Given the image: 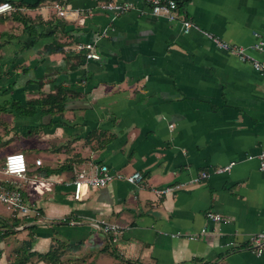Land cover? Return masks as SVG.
I'll return each mask as SVG.
<instances>
[{
    "label": "crops",
    "instance_id": "crops-1",
    "mask_svg": "<svg viewBox=\"0 0 264 264\" xmlns=\"http://www.w3.org/2000/svg\"><path fill=\"white\" fill-rule=\"evenodd\" d=\"M8 1L24 10L0 16V167L22 151L28 177L53 185L23 186L40 218L0 203V264H264L250 244L264 232V73L181 28L189 19L252 45L264 40V0H178L175 20L145 0ZM106 2L134 7L118 14ZM56 3L86 22L67 23ZM90 42L99 59L75 50ZM102 163L144 181L115 179L74 200L77 170ZM98 220L121 227L116 241ZM53 249L55 262L34 255Z\"/></svg>",
    "mask_w": 264,
    "mask_h": 264
},
{
    "label": "built area",
    "instance_id": "built-area-1",
    "mask_svg": "<svg viewBox=\"0 0 264 264\" xmlns=\"http://www.w3.org/2000/svg\"><path fill=\"white\" fill-rule=\"evenodd\" d=\"M150 10L154 15L164 16L169 20H175L178 0H145ZM134 5L130 2H106L102 4L103 9L115 11L116 13H124L133 9ZM55 8L57 14L67 23L83 24L87 20V15L81 13L78 9H71L61 3H56ZM17 9L24 10V8L15 7L10 1L5 0L0 2V16L11 14ZM181 28L183 32L189 33L192 29H198L209 38L214 45L220 50L226 51L232 55H235L240 61L249 63L256 71L264 73V59L259 58L251 52V50H257L264 53V40L259 39L256 43L243 46L239 44L230 43L212 33L201 30L199 26L192 20L185 19L181 21ZM75 50L83 51L88 59H99L100 54L96 51V43H78L75 46ZM260 159V168L264 171V152L257 156ZM250 158H253L251 156ZM37 165H42V160H36ZM235 162L216 169V172L230 171ZM209 177V173L202 171L197 178L191 179L186 183H180L167 190H173L185 186L189 183L199 182ZM115 179L124 180L133 185H140L144 181V174L140 171H134L130 174H122L113 172L110 167L102 163L96 165L90 169H79L71 182L73 185L72 197L76 201H82L89 188H100L107 186L111 181ZM30 185V187L36 193L42 194L46 190L52 188L53 183L42 177H28V162L26 154L22 151H16L6 156L4 164L0 167V203L5 205L14 217H27L34 215L35 217H41V213L33 205L29 204L24 197V184ZM162 193L164 190H159ZM208 219L216 222L226 221L227 218L222 214L209 211L207 213ZM105 234L110 235L113 241L118 239L122 229L118 224L106 222L104 220H98L95 224ZM205 232V229L202 230ZM194 239H197L194 237ZM250 244L258 255L263 254L264 247V232H257L250 237Z\"/></svg>",
    "mask_w": 264,
    "mask_h": 264
},
{
    "label": "trees",
    "instance_id": "trees-1",
    "mask_svg": "<svg viewBox=\"0 0 264 264\" xmlns=\"http://www.w3.org/2000/svg\"><path fill=\"white\" fill-rule=\"evenodd\" d=\"M2 1H5V0H0V2H2ZM57 89H58V91H60L61 90V87H57ZM52 97L54 98V96L51 95L50 98H52ZM56 99H58L57 96H55V102H56ZM62 108H63V105L62 104L57 107V109H62ZM5 226H8V224H5ZM55 253L56 252L53 249V250H51L50 252H48L46 254L35 253L34 255H37L39 258H47V259L51 260L52 262H55V260H54V257L56 256ZM11 264H23V263L21 261H19V262H14V263H11Z\"/></svg>",
    "mask_w": 264,
    "mask_h": 264
}]
</instances>
